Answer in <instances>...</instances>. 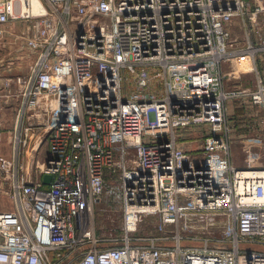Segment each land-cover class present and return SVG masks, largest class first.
Listing matches in <instances>:
<instances>
[{
	"label": "built area",
	"instance_id": "2783aa9c",
	"mask_svg": "<svg viewBox=\"0 0 264 264\" xmlns=\"http://www.w3.org/2000/svg\"><path fill=\"white\" fill-rule=\"evenodd\" d=\"M33 1L0 0L31 49L0 91V264H264L240 245H264V0ZM229 99L263 110L241 164ZM106 196L119 234L94 229Z\"/></svg>",
	"mask_w": 264,
	"mask_h": 264
},
{
	"label": "rangeland",
	"instance_id": "374dc122",
	"mask_svg": "<svg viewBox=\"0 0 264 264\" xmlns=\"http://www.w3.org/2000/svg\"><path fill=\"white\" fill-rule=\"evenodd\" d=\"M23 25L24 24L22 21H17L11 24H7L6 25L7 31L0 34V70L3 69V67L7 64L5 58H7L8 56L15 59L12 68L13 67L15 68V66L19 67L20 65L22 66L24 65L25 68L20 70H26L27 60H24L23 62L20 59L21 56L19 54L20 43L22 39L18 34H16L23 27ZM251 83H252L251 73H246L241 75L239 84L244 85ZM227 103H230L228 108L226 107L227 116H229L228 119H232L233 122H234V115H236L237 110L241 111L240 112L241 114H244L242 118H247V114L250 110L252 111L256 109V111L259 114L263 112L262 107L260 106L258 107L254 105L252 107L248 103H241L237 99H229L226 102V104ZM5 104H7L6 107H3V105L0 106V129L2 131V144L9 138V131L12 124L11 117L13 115L14 108L17 104V100L14 97H12ZM188 132L189 131L185 132L187 136H188ZM194 142L192 143L193 145L195 144ZM245 142L246 140L244 139L234 138V144L231 145V153L233 154L234 162H236L237 164L242 163L243 154L241 148L244 146ZM253 143L255 145L258 144L256 140ZM110 180L115 181L114 176L110 175ZM4 196L7 199H4ZM9 206H10L9 197H7V195L5 194L0 195V208H8ZM121 218H122V211L119 202L106 196L94 208V212H93L94 229L98 234H102V235H106L110 233L119 234L120 226H121ZM153 223H154V219L152 217H147L145 220L141 222L139 229L141 231L152 230ZM182 243L200 244V241L182 239ZM240 245L242 247L264 248L263 244L255 245L251 242H241Z\"/></svg>",
	"mask_w": 264,
	"mask_h": 264
},
{
	"label": "crops",
	"instance_id": "0c3cea01",
	"mask_svg": "<svg viewBox=\"0 0 264 264\" xmlns=\"http://www.w3.org/2000/svg\"><path fill=\"white\" fill-rule=\"evenodd\" d=\"M7 28V27H6ZM19 54L20 56H27V57H31V56H28L30 55L29 53L31 52V49L28 48V47H23L20 45V49H19ZM18 56V55H17ZM21 58V57H20ZM17 59V58H16ZM23 59H26V58H23ZM21 59V60H23ZM15 60V59H14ZM17 61H20V60H17ZM24 62V61H23ZM22 67V68H21ZM25 66L23 65H20L19 67H16L15 68H8L6 65L3 67V69H1L0 71V91L2 92L3 91V75L5 74H10V73H14V72H17L19 71L20 69H24ZM246 78V77H245ZM240 80V79H239ZM233 82V79L231 77H227L226 78V84L229 86ZM10 100V98H6L2 95H0V106L3 105V107H6L7 104H5L6 102H8ZM17 105L15 106L14 108V111H13V115L11 117V121H12V124H11V127H10V131H9V135L13 129V125H14V121H15V111H16V108H17ZM230 105V103H227V108L228 106ZM250 106L253 107L254 104H249ZM255 106V105H254ZM241 111L237 110L236 111V115H234V122L232 119H230V122L232 123V135L234 138L238 139H244V140H248L250 139L252 136H256V134L260 133L261 131L258 130V128L256 127V122H257V118L256 116L254 115V110H250L247 114V118H242L244 116V114H241L240 113ZM229 117V116H228ZM232 117V116H231ZM6 142V143H5ZM3 144H2V152L3 154L5 155H10L11 154V144L9 142V140L7 139ZM6 144V145H5ZM234 144V140H233V143ZM243 147L241 148V151H242ZM42 151L41 150L40 152H35L34 154L36 156H41L42 155ZM232 160L234 161L233 159V154L231 156ZM236 163V162H235ZM31 165L28 164V167L30 168ZM42 178L44 179V175H42ZM0 195H4L5 193L1 192L0 191ZM6 195V194H5ZM8 197V196H7ZM3 199V198H2ZM4 199H7L5 196H4ZM9 202H10V207H13L12 205V202H11V199L9 198ZM141 231V230H140ZM155 231L154 230V225H153V228L152 230H143L142 232L144 233H151ZM120 232H121V229H120ZM119 232V233H120Z\"/></svg>",
	"mask_w": 264,
	"mask_h": 264
},
{
	"label": "water",
	"instance_id": "95a60500",
	"mask_svg": "<svg viewBox=\"0 0 264 264\" xmlns=\"http://www.w3.org/2000/svg\"><path fill=\"white\" fill-rule=\"evenodd\" d=\"M48 179H49V175L48 174H45L44 175V181H48Z\"/></svg>",
	"mask_w": 264,
	"mask_h": 264
},
{
	"label": "bare ground",
	"instance_id": "6f19581e",
	"mask_svg": "<svg viewBox=\"0 0 264 264\" xmlns=\"http://www.w3.org/2000/svg\"><path fill=\"white\" fill-rule=\"evenodd\" d=\"M33 5H34V7L36 6V1L35 0L33 1Z\"/></svg>",
	"mask_w": 264,
	"mask_h": 264
}]
</instances>
